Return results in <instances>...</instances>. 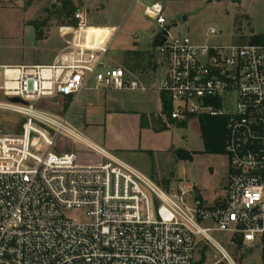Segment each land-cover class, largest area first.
<instances>
[{
  "label": "built area",
  "instance_id": "built-area-1",
  "mask_svg": "<svg viewBox=\"0 0 264 264\" xmlns=\"http://www.w3.org/2000/svg\"><path fill=\"white\" fill-rule=\"evenodd\" d=\"M144 13L167 29L163 4L147 5ZM75 17L77 26L62 29L75 39L85 33L86 46L99 49L93 62L68 52L49 65L0 68V264H194L197 236L235 264L211 232L227 231L244 243L264 236V43H197L167 29L158 47L166 58L159 89L171 99V117L227 119L226 201L207 207L194 184L162 187L90 141L69 115L37 105L55 95L77 102L86 89L140 88L122 67L105 66L112 34L104 44H88L87 13ZM5 112L22 118L20 131L6 133ZM70 143L103 162L80 163Z\"/></svg>",
  "mask_w": 264,
  "mask_h": 264
},
{
  "label": "rangeland",
  "instance_id": "rangeland-1",
  "mask_svg": "<svg viewBox=\"0 0 264 264\" xmlns=\"http://www.w3.org/2000/svg\"><path fill=\"white\" fill-rule=\"evenodd\" d=\"M77 7L87 13L89 24L114 25L117 33L105 56V66L127 65L132 62L136 76L152 81L158 86L165 76L166 58L159 48L152 46L155 32L161 28L144 13L145 7L155 2L164 6L166 26H170L172 37L190 36L197 43L233 44L249 43L254 35L264 36V0H74ZM62 0H0V68L9 63L55 62L67 45L61 33L64 26L59 19L51 16L50 10L61 6ZM46 21L43 38L37 39L36 30L30 21ZM79 21L77 20V24ZM177 23V26H173ZM214 28L216 34H210ZM104 29V31H103ZM97 34V40L109 38L112 31L103 27L89 28ZM85 31V30H83ZM101 32H103L101 34ZM101 34V35H99ZM60 49V50H59ZM57 54V55H56ZM56 55V56H55ZM54 57V58H53ZM158 68L155 73L153 66ZM94 84V82H92ZM94 86V85H93ZM1 98V97H0ZM37 105L59 115H69L70 122L81 128L83 105L66 101L60 97L41 99ZM7 134L20 131L22 118L14 113H4ZM200 115H194L187 127H174L175 144L194 153L193 160H180L172 153L161 166L171 185L179 180L198 183L202 191V205L216 206L225 198L228 178L227 156L222 153H207L203 142ZM181 122V121H180ZM84 131V130H83ZM85 136L91 138L87 132ZM82 164H100L103 157L83 144L70 143ZM196 153V154H195ZM164 188L165 183L159 184ZM164 185V186H163ZM219 197V199H218ZM204 226L213 223L204 222ZM231 256L235 264H264V236L254 243L240 245L227 231L211 232ZM205 255L204 264H231L209 241L197 236L195 262Z\"/></svg>",
  "mask_w": 264,
  "mask_h": 264
},
{
  "label": "crops",
  "instance_id": "crops-1",
  "mask_svg": "<svg viewBox=\"0 0 264 264\" xmlns=\"http://www.w3.org/2000/svg\"><path fill=\"white\" fill-rule=\"evenodd\" d=\"M88 25L91 26L92 29H94V27L110 29L112 31V36L108 41L109 45L117 33V27L114 25H91L89 24V20ZM61 33L66 36H70L71 34V39L69 40L68 38H65L67 45L63 47L64 49H62L59 53L56 60L68 52L74 55L76 61L93 62L97 58L99 49L97 46L93 48H88L86 46L87 44L84 32H76V39V34L71 31L66 32L65 30H61ZM102 33L103 32H101V34ZM86 34L88 36V44H104L107 41V38H104L102 41L100 39L97 40V34H95L93 30H89ZM154 34L155 36L157 35L156 32ZM98 45L101 46L100 44ZM108 50L103 57V61L108 53ZM41 63L42 65L50 64L45 61ZM8 65L34 64L9 63L3 64L2 66ZM112 67H122L126 72V79L128 81L137 80L140 84V88L116 89L111 87H101L97 89H86L81 92L77 102L72 96L63 97L55 95L46 98L60 97L66 101H70L71 103L72 101L74 103H78L80 101L84 110L82 112L81 128L91 137L89 138L86 136L90 141L137 167L158 184L164 182L165 186L169 187L171 185V181L165 176L166 171L162 169L160 165L165 163V161H168L170 155L172 153H176V150H178L177 145L175 144L173 128L179 127L177 126V123L181 120H175L171 117V113L166 114L164 112V92L160 91V84L158 86L153 85L150 78L146 81L142 80L139 78L141 76L140 74L135 78L137 72L132 65V62L127 63V65L120 64ZM157 70L158 68L156 67V72ZM92 82H94V84H92ZM90 85H95V81H91ZM70 113L67 115H70ZM193 117L184 120L187 121V125ZM226 166L229 176L228 160ZM194 185L195 194L202 201V191L200 190V185L198 183H194ZM227 185L228 178L225 186L226 189ZM225 201L226 193L225 198H220V201L216 203V206L224 204Z\"/></svg>",
  "mask_w": 264,
  "mask_h": 264
},
{
  "label": "trees",
  "instance_id": "trees-1",
  "mask_svg": "<svg viewBox=\"0 0 264 264\" xmlns=\"http://www.w3.org/2000/svg\"><path fill=\"white\" fill-rule=\"evenodd\" d=\"M80 10L76 6L74 0H62V4L56 9H51V16H55L59 19L62 25L77 26V18L75 13ZM46 21H30L28 25H32L36 30L37 39L43 38V26L46 25ZM250 43H264L263 35H254L250 38ZM164 101V112L170 114L172 111V102L167 94L163 95ZM194 115L189 116V118ZM188 118V119H189ZM200 127L203 137V142L205 145V152L207 153H225V142H226V123L227 119L225 117H211L208 115H200L199 117ZM179 127H186L187 121H181L177 123ZM176 155L182 160H192L193 152H189L184 149L176 150ZM235 242L239 245L243 242V239L239 236L234 237ZM205 255L203 254L202 259L194 264H204Z\"/></svg>",
  "mask_w": 264,
  "mask_h": 264
},
{
  "label": "water",
  "instance_id": "water-1",
  "mask_svg": "<svg viewBox=\"0 0 264 264\" xmlns=\"http://www.w3.org/2000/svg\"><path fill=\"white\" fill-rule=\"evenodd\" d=\"M173 26H177V23H174ZM167 29H170V26H167ZM167 29L166 30H160V32L157 33V35L154 37L152 46L154 48H158L159 46L163 45L167 39ZM154 72H156V66H153ZM12 102H19L21 101L19 98L14 97L10 99Z\"/></svg>",
  "mask_w": 264,
  "mask_h": 264
}]
</instances>
